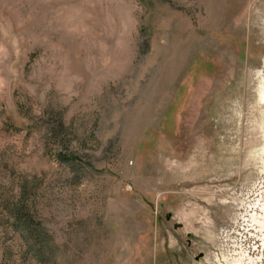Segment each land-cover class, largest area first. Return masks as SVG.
Listing matches in <instances>:
<instances>
[{"label":"rangeland","instance_id":"374dc122","mask_svg":"<svg viewBox=\"0 0 264 264\" xmlns=\"http://www.w3.org/2000/svg\"><path fill=\"white\" fill-rule=\"evenodd\" d=\"M0 264H264V0H0Z\"/></svg>","mask_w":264,"mask_h":264},{"label":"trees","instance_id":"16d2710c","mask_svg":"<svg viewBox=\"0 0 264 264\" xmlns=\"http://www.w3.org/2000/svg\"><path fill=\"white\" fill-rule=\"evenodd\" d=\"M16 217L20 220L21 226L23 229L27 228L30 225L29 217L24 211H16ZM14 213V214H15Z\"/></svg>","mask_w":264,"mask_h":264},{"label":"water","instance_id":"95a60500","mask_svg":"<svg viewBox=\"0 0 264 264\" xmlns=\"http://www.w3.org/2000/svg\"><path fill=\"white\" fill-rule=\"evenodd\" d=\"M169 217H170V214L168 213L167 216H166V218H169ZM174 226L175 227H178V226H180V224H175ZM187 235H189V234H187ZM196 259H198V257H196Z\"/></svg>","mask_w":264,"mask_h":264}]
</instances>
